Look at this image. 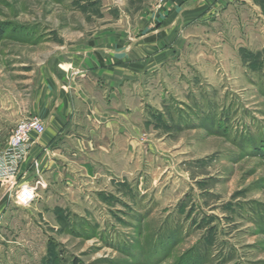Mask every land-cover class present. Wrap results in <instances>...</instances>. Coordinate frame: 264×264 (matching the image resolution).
Instances as JSON below:
<instances>
[{"label": "rangeland", "instance_id": "374dc122", "mask_svg": "<svg viewBox=\"0 0 264 264\" xmlns=\"http://www.w3.org/2000/svg\"><path fill=\"white\" fill-rule=\"evenodd\" d=\"M161 3L0 0V155L60 51L104 32L138 36ZM249 14L253 25L230 10L180 26L178 57L145 88L132 85L143 130L124 184H19L20 165L13 184L0 176L20 207L54 199L44 203L55 213L43 222L45 255L37 234L20 264H264V16L250 5ZM240 47L259 51L252 63ZM24 186L34 198L22 206Z\"/></svg>", "mask_w": 264, "mask_h": 264}, {"label": "crops", "instance_id": "0c3cea01", "mask_svg": "<svg viewBox=\"0 0 264 264\" xmlns=\"http://www.w3.org/2000/svg\"><path fill=\"white\" fill-rule=\"evenodd\" d=\"M161 2L165 9L158 11L153 27L138 36L132 37L126 30L104 32L86 44L60 51L55 64L47 69L40 97L26 115L40 117L46 130L32 134L20 163L19 184L37 181L48 187L65 186L71 178L74 182L86 179L85 183L106 178L124 184L130 175L132 149L138 147L136 139L143 130V103L132 108V85L145 88L142 82L147 75L158 73L178 57L183 40L180 26L224 17L230 10L238 13L240 25H253L252 14L242 15L248 5L264 16V0ZM239 51L241 61L251 63L259 52L246 47ZM52 199L50 194L40 195L27 207H20L14 197L0 192V264H20L23 251L38 245L37 234L42 242L41 258L45 255L43 222L55 213L44 203ZM30 264H36L35 260Z\"/></svg>", "mask_w": 264, "mask_h": 264}, {"label": "built area", "instance_id": "2783aa9c", "mask_svg": "<svg viewBox=\"0 0 264 264\" xmlns=\"http://www.w3.org/2000/svg\"><path fill=\"white\" fill-rule=\"evenodd\" d=\"M45 130L44 122L37 115L24 118L17 124L7 146L0 155V176L3 180L12 181L17 168L25 157L27 145L32 141V134L41 135ZM14 182L13 180L12 184ZM33 198L34 189L31 187L24 186L16 194V202L22 206L30 203Z\"/></svg>", "mask_w": 264, "mask_h": 264}]
</instances>
